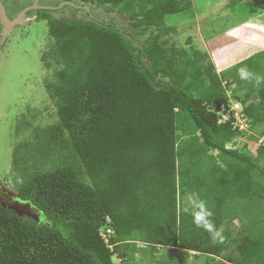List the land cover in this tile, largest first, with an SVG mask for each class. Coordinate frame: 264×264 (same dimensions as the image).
Returning a JSON list of instances; mask_svg holds the SVG:
<instances>
[{
	"label": "trees",
	"instance_id": "1",
	"mask_svg": "<svg viewBox=\"0 0 264 264\" xmlns=\"http://www.w3.org/2000/svg\"><path fill=\"white\" fill-rule=\"evenodd\" d=\"M78 1L127 24L38 11L52 40L41 59L55 65L44 82L55 120L29 126L14 147L7 183L40 219L0 204V264H116L114 255L183 264L190 253L211 257L205 264H264V145L255 157L247 144L235 147L239 133L219 114L235 84L251 131L264 137V84L242 86L238 75L247 67L264 76V50L218 74L207 53L164 38L175 30L170 16H194L193 0ZM236 2L247 17L264 12V0H231L232 10ZM193 192L223 243L184 212ZM106 224L113 248L99 235Z\"/></svg>",
	"mask_w": 264,
	"mask_h": 264
},
{
	"label": "rangeland",
	"instance_id": "2",
	"mask_svg": "<svg viewBox=\"0 0 264 264\" xmlns=\"http://www.w3.org/2000/svg\"><path fill=\"white\" fill-rule=\"evenodd\" d=\"M22 1L24 0H16ZM230 1L193 0V17L184 18L183 14L170 16V24L175 30L164 36L168 45L174 44L177 49L193 45L201 52L207 53L218 74L255 53L259 49L258 40L262 37L259 36V30H253L249 24L254 18L264 24V12L247 17L249 8L236 2L232 10ZM91 6L93 12L102 19L108 22L113 20L118 26L127 24L119 12L95 3ZM51 15L56 18L88 19L86 13L77 12L72 7L63 9V12H53ZM34 17L23 24L15 25L4 39L0 37V204L19 215L39 220L40 213L37 209L29 202L22 201L6 180L7 175L12 174L11 156L14 147L29 135L27 128L44 127L55 120L54 104L44 87L45 80L52 77L55 65L52 63L53 66L46 69L41 59L49 50L52 40L48 36L46 20H34ZM238 25H242V28H236ZM142 39L143 37L139 38L137 44H141ZM253 44L257 46L254 49ZM241 85H246L245 81ZM243 93L244 90L237 89L235 84L225 88L228 102L235 113L242 109V104L237 106L234 99L243 97ZM238 101L242 102L240 99ZM246 135L236 137L235 147L247 144L250 155L258 156L259 145L262 144L259 140L263 139V135L258 132L253 134L252 131L248 135L254 138ZM183 203H187L186 198ZM230 223L233 231H236L241 221L236 217ZM139 245L147 246L145 243ZM138 257L139 255L136 259ZM210 258L204 254L190 253L183 264H205ZM213 259L220 260L218 257Z\"/></svg>",
	"mask_w": 264,
	"mask_h": 264
},
{
	"label": "clouds",
	"instance_id": "3",
	"mask_svg": "<svg viewBox=\"0 0 264 264\" xmlns=\"http://www.w3.org/2000/svg\"><path fill=\"white\" fill-rule=\"evenodd\" d=\"M238 75L241 80L248 81V82H254L256 86L264 84V76H260V75H257L251 72L247 67H241L240 69H238ZM234 100L236 102H240L236 99ZM240 103L243 105V108H244V104L242 102ZM250 133H251V129L249 130L247 134H250ZM262 140H264V137L263 139L259 140L263 145L264 143ZM186 201L187 203H186V206L184 207V212L191 216L192 223L197 228H201L204 231L208 232L210 234L211 239H213L214 241L218 243H223L224 241L223 228L222 227L218 228L215 226L213 219H212L214 213L212 209L208 206L207 202L204 199H202L197 193H194V192L187 194ZM102 227L103 226H101L99 229V235L101 238H102L101 236ZM113 234H114V230H113V233L110 235V238ZM110 238H109L108 244L105 242L103 238L102 239L106 247L113 248V244L110 243ZM114 256L115 257L113 261L116 264H124L121 258L119 257L117 258L116 255Z\"/></svg>",
	"mask_w": 264,
	"mask_h": 264
},
{
	"label": "flooded vegetation",
	"instance_id": "4",
	"mask_svg": "<svg viewBox=\"0 0 264 264\" xmlns=\"http://www.w3.org/2000/svg\"><path fill=\"white\" fill-rule=\"evenodd\" d=\"M6 10V13L8 15V17L11 19L13 17H15L19 12H21L23 9L28 8V7H33L36 6V8H30V10H28L26 12L27 17H34V20H36V16L38 15V11L39 10H48L50 12V14H52L53 12H63V9L67 8V7H72L74 8L77 12L78 11H82L84 13L87 14V17L89 18H93L95 20L98 21H103L104 19H102L101 17L97 16L93 10H92V4L88 3L86 5H84V3L76 0L74 1L76 4L78 5H82V6H88L89 10H85L83 8H76L70 5H64L61 8H57V6L63 2L60 0H24L22 2H16V0H0ZM46 7H51V8H45ZM1 25H0V33H1ZM1 37V34H0Z\"/></svg>",
	"mask_w": 264,
	"mask_h": 264
},
{
	"label": "built area",
	"instance_id": "5",
	"mask_svg": "<svg viewBox=\"0 0 264 264\" xmlns=\"http://www.w3.org/2000/svg\"><path fill=\"white\" fill-rule=\"evenodd\" d=\"M239 104L241 103L236 102L237 106H239ZM241 108L242 109L239 112L235 113L230 103L227 102L226 105L221 106L219 114L222 115L223 120H230L232 128L235 129L240 134V136H243L244 134H247L250 130L251 119L245 113L243 105ZM262 141L264 143V140ZM112 233L113 229L109 226V224L104 225L101 229V236L107 244Z\"/></svg>",
	"mask_w": 264,
	"mask_h": 264
},
{
	"label": "water",
	"instance_id": "6",
	"mask_svg": "<svg viewBox=\"0 0 264 264\" xmlns=\"http://www.w3.org/2000/svg\"><path fill=\"white\" fill-rule=\"evenodd\" d=\"M64 5H70L79 9L83 8L85 10H89L88 6L78 5L74 1H63L57 6V8H61ZM30 8H36V6L25 8L21 12H19L15 17L10 19L6 13L3 3L0 1V25L2 27L0 34L3 39L7 36L8 31H10L15 25L23 24L26 20L30 18L26 15V12L30 10ZM45 8L51 7L45 6Z\"/></svg>",
	"mask_w": 264,
	"mask_h": 264
},
{
	"label": "crops",
	"instance_id": "7",
	"mask_svg": "<svg viewBox=\"0 0 264 264\" xmlns=\"http://www.w3.org/2000/svg\"><path fill=\"white\" fill-rule=\"evenodd\" d=\"M260 13H262V12H260ZM260 13H259V15H260ZM256 23H260V22H259V20L257 18H254V21H252L249 25L252 27L253 30H259V33H260L259 36L262 37V38H261L260 41L258 40L259 49L255 53H253V54L259 53L262 50H264V28H263L264 27V24H261L260 23L258 25ZM258 26H260V27H258ZM236 28H240L241 29L242 28V25H238ZM261 28H263V29H261ZM254 47H257V46L253 44V49H254ZM253 54H251V55H253Z\"/></svg>",
	"mask_w": 264,
	"mask_h": 264
}]
</instances>
